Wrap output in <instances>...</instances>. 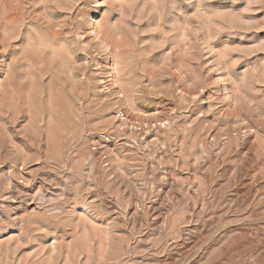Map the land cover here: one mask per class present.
Instances as JSON below:
<instances>
[{
	"label": "rangeland",
	"instance_id": "1",
	"mask_svg": "<svg viewBox=\"0 0 264 264\" xmlns=\"http://www.w3.org/2000/svg\"><path fill=\"white\" fill-rule=\"evenodd\" d=\"M0 264H264V0H0Z\"/></svg>",
	"mask_w": 264,
	"mask_h": 264
},
{
	"label": "bare ground",
	"instance_id": "2",
	"mask_svg": "<svg viewBox=\"0 0 264 264\" xmlns=\"http://www.w3.org/2000/svg\"><path fill=\"white\" fill-rule=\"evenodd\" d=\"M14 19H15L14 17L11 18V20H14ZM100 146H102V145H100ZM104 147H105V146H104ZM99 148H100V147H99ZM102 149H103V147H102ZM100 153H101V152H100ZM100 155H101V154H100ZM88 178H91L90 174H88ZM88 178H87V179H88ZM44 181H45V180H44ZM44 183H45V182H44ZM90 187H91V186H89V188H90ZM86 188H88V187H86ZM92 188H93V187H92ZM35 197H36L35 195L30 197V199H31L32 201H31V203H30L29 205H34L35 208H39L38 205L40 204V202L36 203V201H35L36 198H35ZM59 197H61V196H59ZM21 199H22V198H21ZM37 199H38V198H37ZM37 201H38V200H37ZM41 205H42V204H41Z\"/></svg>",
	"mask_w": 264,
	"mask_h": 264
}]
</instances>
